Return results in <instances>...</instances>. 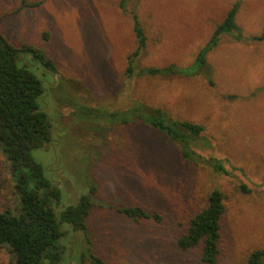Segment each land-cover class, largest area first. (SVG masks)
I'll return each instance as SVG.
<instances>
[{"label": "rangeland", "instance_id": "obj_1", "mask_svg": "<svg viewBox=\"0 0 264 264\" xmlns=\"http://www.w3.org/2000/svg\"><path fill=\"white\" fill-rule=\"evenodd\" d=\"M236 1L242 38L222 34L207 52L204 77L213 85L202 75H125L135 48L131 11L147 37L139 66L187 65ZM20 2L0 0L1 34L14 46L41 49L56 68L41 72L31 53L19 60L42 80L51 124V140L31 156L60 188L57 212L84 194L92 201L85 232L63 224L54 264H90L81 256L87 246L109 264H202L199 248L181 249L176 240L213 188L225 205L216 264H246L252 250L264 248V40L252 37L264 28V0H129L126 11L120 0ZM136 102L202 124L210 146L198 151L221 160L226 173L183 159L140 119L91 120L80 111ZM125 205L157 211L162 220L132 221L117 210ZM17 206L0 148V210ZM0 264H15L5 247Z\"/></svg>", "mask_w": 264, "mask_h": 264}, {"label": "trees", "instance_id": "obj_2", "mask_svg": "<svg viewBox=\"0 0 264 264\" xmlns=\"http://www.w3.org/2000/svg\"><path fill=\"white\" fill-rule=\"evenodd\" d=\"M21 0L19 8L28 5ZM128 0H120L119 6L126 11ZM239 2H234L227 10L224 19L215 26L210 38L199 48L193 61L187 65L169 63L167 65L139 66V57L146 46V33L136 12L131 11L135 48L127 55L125 75L135 74L160 76L179 74L207 77L206 54L214 47L220 35H232L241 39V29L235 22ZM264 40V28L259 35L252 36ZM31 53L36 58L41 72H55L51 58L34 46L23 44L14 46L0 32V148L8 161L14 191L18 196L16 211L0 210V249L6 248L14 258L15 264H54L63 251L59 240L67 232L63 224L72 225L73 230L86 231V218L92 207L87 194L82 195L75 204L67 205L57 212L55 205L60 199V188L49 177L47 168L33 160L31 150L44 146L51 140V124L43 109L42 97L45 89L42 80L19 60ZM39 71V72H40ZM191 73H190V72ZM82 118L105 119L108 122L128 123L140 119L171 140L183 159L190 162H205L215 172L226 173L221 160L204 157L198 151L200 146L209 147V140L203 136L204 126L189 120L169 116L159 107L144 106L136 102L131 108L109 110L80 106ZM47 172V175L45 173ZM117 210L132 221L150 220L160 222L162 215L138 205H125ZM225 210L223 195L213 188L207 195L205 206L193 215L185 231L177 238L181 249L199 248L202 264H216L219 255L221 218ZM85 240L89 243L87 236ZM82 260L90 264H109L99 255L87 248L81 254ZM246 264H264V248L252 250Z\"/></svg>", "mask_w": 264, "mask_h": 264}, {"label": "crops", "instance_id": "obj_3", "mask_svg": "<svg viewBox=\"0 0 264 264\" xmlns=\"http://www.w3.org/2000/svg\"><path fill=\"white\" fill-rule=\"evenodd\" d=\"M128 2H129V0H128ZM28 3V5H29V2H27ZM19 6H20V3H19Z\"/></svg>", "mask_w": 264, "mask_h": 264}]
</instances>
